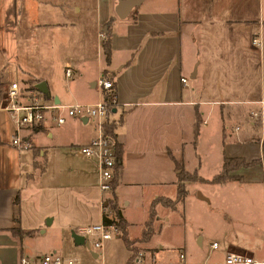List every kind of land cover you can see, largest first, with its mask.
Wrapping results in <instances>:
<instances>
[{"label": "crops", "instance_id": "obj_1", "mask_svg": "<svg viewBox=\"0 0 264 264\" xmlns=\"http://www.w3.org/2000/svg\"><path fill=\"white\" fill-rule=\"evenodd\" d=\"M118 1L0 0V98L16 81L22 102H94L99 71L113 81L117 105L103 126L113 124L118 165L107 217L117 206L133 243L111 233L101 259L95 235H71L103 216L96 160L78 152L96 134L92 119L57 124L47 114L21 127L22 149L10 143L12 127L4 140L0 120V146L23 162L16 178L0 170V264L44 252L130 264L137 250L148 264L179 251L188 264H222L228 250L264 260V0H140L124 17ZM260 28L261 48L251 41ZM8 64L16 76L7 82ZM255 108L263 123L250 118ZM225 158L246 164L210 180ZM183 173L194 174L182 179L185 194L174 207L157 202L152 234L139 239L152 199L174 198Z\"/></svg>", "mask_w": 264, "mask_h": 264}, {"label": "built area", "instance_id": "obj_2", "mask_svg": "<svg viewBox=\"0 0 264 264\" xmlns=\"http://www.w3.org/2000/svg\"><path fill=\"white\" fill-rule=\"evenodd\" d=\"M98 35H103L102 31L97 32ZM253 44L260 48L261 37L254 35L251 39ZM71 74V68H65V75ZM183 83L186 82L185 77H181ZM98 86V97L94 102H54L45 103L39 101L35 97L27 102H22L19 99L20 86L16 81H10L5 90L4 100L0 98V109H6L13 115L14 133L10 138V143L15 147L22 149L30 147L21 135V127L26 125L36 124L50 114L51 119L57 124L63 123L67 117L90 118L94 121L96 134L83 143L78 148V152L82 156L92 157L96 160L98 181L97 187L100 190L99 203L103 208V215L108 216L110 204L108 203V193L113 189L112 180L114 170L117 163L115 154V141L113 137L105 130L103 124L107 120L108 115L112 112V108L117 105L115 89L113 81L99 71L95 79ZM260 103L262 101L260 100ZM250 118L263 123V109H251ZM107 212V213H106ZM109 218V217H108ZM102 220L98 223L79 226L76 231L82 235H95L92 240L93 246L99 250L101 259L103 258L104 240L112 236L111 233L119 232L112 223ZM216 245V241L211 243ZM183 251H179L178 259L172 262L155 263V264H188L184 259ZM20 264H77L76 257L63 256L55 252H44L39 257L21 256ZM100 264H105L103 261ZM130 264H148L143 260V251L137 250ZM151 264V263H149ZM203 264H206L204 262ZM222 264H264V260L254 259L252 255L242 251H226Z\"/></svg>", "mask_w": 264, "mask_h": 264}, {"label": "trees", "instance_id": "obj_3", "mask_svg": "<svg viewBox=\"0 0 264 264\" xmlns=\"http://www.w3.org/2000/svg\"><path fill=\"white\" fill-rule=\"evenodd\" d=\"M102 46L103 49L106 51V53L108 54V46H109V39H106L102 42ZM106 129L108 130V132L110 133V135H112L113 137V132H112V128H113V124L112 123H108L105 124ZM262 151L264 153V140L262 141ZM246 164V162L241 159V158H225L223 160V164H222V170L221 172L215 174L214 176H212L210 178V180L212 181H222L225 178L230 177V174L228 173L229 170L231 169H235L238 165H244ZM118 165V163H116V166ZM192 177H194V174H188V173H183V175L181 176L180 180L177 182V189H176V195L174 198H170L168 196H158L154 199H152V203L149 207V212H148V218L146 220V222L143 225V228L141 230V236L139 237V239L141 240H146L148 239V237L152 234V222H153V215H154V206L157 202L159 203H163L165 205H168L170 207H174L175 204L177 203V201L185 194L186 189H185V185L182 182V179H192ZM111 211L113 213V217L112 218H108L107 216H102V218H104V220L108 223H112L114 224V226L116 227V229L119 230V233L124 241V243L127 246H131V244L133 243V239H130L128 237V233H127V229H126V221L124 218H122L119 208L115 205H111Z\"/></svg>", "mask_w": 264, "mask_h": 264}, {"label": "rangeland", "instance_id": "obj_4", "mask_svg": "<svg viewBox=\"0 0 264 264\" xmlns=\"http://www.w3.org/2000/svg\"><path fill=\"white\" fill-rule=\"evenodd\" d=\"M256 36L261 37V44H262L263 43V29L262 28H260V31L259 30L256 31ZM262 47H263V44H262ZM15 70L16 69L14 68V66H12L10 64L6 65L2 80H5L7 82L10 81L11 78L16 76ZM189 79H191V77H189ZM4 96H5V93L3 96H1V98L3 99ZM0 115H3L0 120H1V123H3V127L5 130V131H3L2 135L4 136V140L6 141L7 136L10 135V131L12 130L11 127L14 128V125L10 121V117H9V114L7 113V111L0 112ZM0 148L3 149L1 151H4L6 153L4 155V157L0 160V170L6 171V175L8 174V176L11 177L10 179L16 178L17 177V171H19V169H20L19 167H22L23 162L20 165V163H19L20 160L18 159L17 154L14 151H12L11 149H8V147L6 148L4 146H0ZM1 162H3V163H1ZM83 245L85 248L91 247L92 244H91V236L90 235L86 236Z\"/></svg>", "mask_w": 264, "mask_h": 264}, {"label": "water", "instance_id": "obj_5", "mask_svg": "<svg viewBox=\"0 0 264 264\" xmlns=\"http://www.w3.org/2000/svg\"><path fill=\"white\" fill-rule=\"evenodd\" d=\"M140 0H119L118 1V5L116 7V11H117V14L120 16V17H124L125 14H127V12L130 10V8L134 5V4H137L139 3ZM36 86L42 90V91H45L46 90V86H45V82L39 80L36 82ZM86 118V117H84ZM71 235H73L74 237V240L76 243H82L83 240H84V236L83 235H80L78 234L77 232L75 231H72L71 232Z\"/></svg>", "mask_w": 264, "mask_h": 264}]
</instances>
